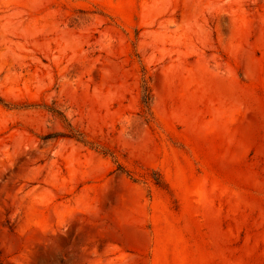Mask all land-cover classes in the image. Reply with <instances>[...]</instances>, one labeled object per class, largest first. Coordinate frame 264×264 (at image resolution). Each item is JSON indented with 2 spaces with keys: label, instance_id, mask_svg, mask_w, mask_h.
I'll return each mask as SVG.
<instances>
[{
  "label": "rangeland",
  "instance_id": "rangeland-1",
  "mask_svg": "<svg viewBox=\"0 0 264 264\" xmlns=\"http://www.w3.org/2000/svg\"><path fill=\"white\" fill-rule=\"evenodd\" d=\"M0 264H264V0H0Z\"/></svg>",
  "mask_w": 264,
  "mask_h": 264
},
{
  "label": "trees",
  "instance_id": "trees-1",
  "mask_svg": "<svg viewBox=\"0 0 264 264\" xmlns=\"http://www.w3.org/2000/svg\"><path fill=\"white\" fill-rule=\"evenodd\" d=\"M73 138V137H72ZM76 140H78L79 142H81V143H83V141L82 140H80L79 138H75Z\"/></svg>",
  "mask_w": 264,
  "mask_h": 264
}]
</instances>
